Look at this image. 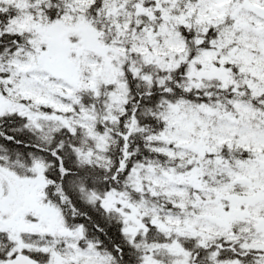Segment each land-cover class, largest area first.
Instances as JSON below:
<instances>
[{
    "label": "snow or ice",
    "instance_id": "1",
    "mask_svg": "<svg viewBox=\"0 0 264 264\" xmlns=\"http://www.w3.org/2000/svg\"><path fill=\"white\" fill-rule=\"evenodd\" d=\"M0 264H264V0H0Z\"/></svg>",
    "mask_w": 264,
    "mask_h": 264
}]
</instances>
